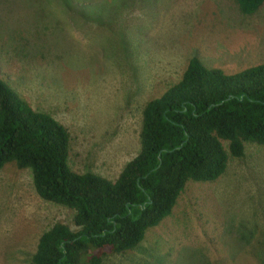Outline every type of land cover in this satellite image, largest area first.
<instances>
[{"label": "rangeland", "instance_id": "rangeland-1", "mask_svg": "<svg viewBox=\"0 0 264 264\" xmlns=\"http://www.w3.org/2000/svg\"><path fill=\"white\" fill-rule=\"evenodd\" d=\"M192 58L228 75L264 64V3L246 15L235 0H0V80L68 130L77 173L114 181L139 152L144 105ZM73 215L36 195L30 170L4 167L0 264H31L40 235L76 230ZM261 243L264 146L244 143L216 181H188L169 217L103 264H260Z\"/></svg>", "mask_w": 264, "mask_h": 264}, {"label": "trees", "instance_id": "trees-1", "mask_svg": "<svg viewBox=\"0 0 264 264\" xmlns=\"http://www.w3.org/2000/svg\"><path fill=\"white\" fill-rule=\"evenodd\" d=\"M235 1L246 15L264 3ZM244 143L264 146V64L228 75L190 59L181 79L144 105L139 152L114 181L73 171L68 130L0 80V171L30 170L41 200L74 213L76 230L56 223L43 232L31 264H103L135 250L188 181H216ZM261 251L260 264L262 243Z\"/></svg>", "mask_w": 264, "mask_h": 264}]
</instances>
